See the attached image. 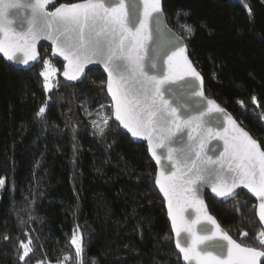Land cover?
<instances>
[{
	"label": "trees",
	"instance_id": "obj_1",
	"mask_svg": "<svg viewBox=\"0 0 264 264\" xmlns=\"http://www.w3.org/2000/svg\"><path fill=\"white\" fill-rule=\"evenodd\" d=\"M163 8L180 36L179 25L195 28L185 42L205 94L264 148V0H163ZM178 10L188 15L177 17ZM38 49L57 67L54 82L59 86L48 93L39 75L42 60L23 69L0 56V178L5 180L0 237L5 232L20 235L18 215L27 221L30 214L36 219L24 227L39 237L38 245L53 262L73 252L68 238L78 224L88 264L92 258L97 264H182L146 145L132 141L113 120L104 136L93 135L90 121L97 119L100 104L110 103L105 85L101 91L103 72L90 67L82 83L66 81L60 76L62 62L50 57V47L40 44ZM49 96L44 118H36ZM205 200L233 238L257 246L252 238L262 226L255 201L245 191L227 202L210 194ZM237 202L238 211L233 207ZM242 231L249 233L247 239ZM40 258L38 251L33 264ZM0 264H18L12 245L2 240ZM64 264H75V259Z\"/></svg>",
	"mask_w": 264,
	"mask_h": 264
},
{
	"label": "snow or ice",
	"instance_id": "obj_2",
	"mask_svg": "<svg viewBox=\"0 0 264 264\" xmlns=\"http://www.w3.org/2000/svg\"><path fill=\"white\" fill-rule=\"evenodd\" d=\"M245 7L251 16L250 6ZM181 15L188 13L178 10L176 16ZM161 26L172 33L170 46L159 45L154 38ZM179 26L184 35L167 28L163 0H0V53L18 65L42 60L39 75L46 93L58 88L59 81L54 82L57 68L37 51L41 39L51 42L54 58L67 62L62 75L70 81L82 83L88 65H103L107 80L101 82V91L106 85L110 103L100 104L97 119L90 121L93 135L104 136L114 118L133 138L147 141L160 166L154 185L166 200L175 248L183 261L264 264V227L252 238L257 246L239 243L221 229L203 199L205 186L225 202L243 186L258 198L254 207L264 225V148L215 100L205 97L203 78L185 43L195 28L186 22ZM193 80L199 85L193 86ZM252 99L256 101L255 96ZM50 100L47 97L39 107L36 118H44ZM84 110L92 115L86 106ZM4 187L0 178V188ZM233 207L238 211L239 202ZM34 219L30 214L27 221L18 215L21 234L5 232L0 240L12 245L18 264H33L38 251L41 258L34 264H53L43 245H38L39 237L24 227ZM240 235L249 237L245 231ZM68 246L73 252L57 258L55 264L72 259L75 264H88L78 224ZM90 264H97L96 259Z\"/></svg>",
	"mask_w": 264,
	"mask_h": 264
},
{
	"label": "water",
	"instance_id": "obj_3",
	"mask_svg": "<svg viewBox=\"0 0 264 264\" xmlns=\"http://www.w3.org/2000/svg\"><path fill=\"white\" fill-rule=\"evenodd\" d=\"M75 2H78V1H75ZM57 3H60V2H58L57 1ZM64 3V2H63ZM72 3H74V2H72ZM165 15V14H164ZM166 19V18H165ZM166 23H167V20H166ZM167 28L168 29H171L172 30V32H174L177 36H180L168 23H167ZM171 35H172V33L171 32H168L167 31V29H164L163 28V26H161V30H160V33H159V36H158V38H156V37H154L156 40H157V44H159V45H162V46H170V39H171ZM151 43V42H150ZM186 43V42H185ZM40 44H44V45H47V46H49L50 47V52H49V54H50V57L52 58V59H56V60H59L60 62H62V69H61V72H60V76H61V78L62 79H64V80H66V81H70V80H68L66 77H63V75H62V73H63V69H64V64H66L67 62L66 61H64L63 60V58L62 57H59V58H54L53 56H52V50H51V42L50 41H48V40H46V39H41L40 41H38L37 42V51L39 52V49H38V47H39V45ZM40 53V52H39ZM0 56H2L5 60H6V62H8V63H10L11 65H13L14 67H17V68H23V69H27V68H30V67H32L33 65H35L36 63H34V64H31V65H18V64H14V63H12V62H10V61H8L7 60V58L6 57H4L3 56V53H0ZM40 56H41V54H40ZM189 56V55H188ZM42 57V56H41ZM189 59L191 60V58L189 57ZM192 61V60H191ZM38 63V62H37ZM192 63H193V61H192ZM193 66L195 67V65L193 64ZM90 67H98L102 72H103V74H104V76H105V82H106V80H107V73L105 72V70H104V68H103V65H100V64H91V65H88L87 67H86V71L90 68ZM196 68V67H195ZM196 70L198 71V69L196 68ZM199 72V71H198ZM200 73V72H199ZM200 75H201V73H200ZM201 77H202V75H201ZM203 78V77H202ZM199 83H200V81H198V80H193V86H196V85H199ZM105 90H106V85H105ZM203 91H204V80H203ZM107 93V92H106ZM204 95H205V97H207L208 99H212V100H214L213 98H210V97H208L206 94H205V91H204ZM107 96H108V98H109V100H110V96L107 94ZM205 103H206V101H205ZM217 103V102H216ZM221 108H223V109H225L226 111H227V113H229V114H231L226 108H224L223 106H221L219 103H217ZM231 116L233 117V119H235L236 120V118H234V116L231 114ZM113 121H114V118H113ZM237 121V120H236ZM116 124H118V126H119V128L123 131V132H126L129 136H130V138H131V140L132 141H134V142H143L145 145H146V148H147V152H148V155H149V157H150V159L152 160V162L154 163V165H155V174H156V172L159 170V165H157L156 164V162H155V160L151 157V155H150V153H149V151H148V147H147V141L146 140H142V139H138V138H133L132 136H131V134L126 130V129H124L123 128V126L122 125H119V122L118 121H114ZM223 123H225L226 124V121H223ZM237 123L240 125V127H242V128H244L238 121H237ZM244 130L245 131H247L245 128H244ZM248 132V131H247ZM250 134V133H249ZM251 135V134H250ZM252 136V135H251ZM253 137V136H252ZM254 138V137H253ZM255 139V138H254ZM257 140V139H256ZM257 142L259 143V141L257 140ZM222 143V142H221ZM260 144V143H259ZM156 187V189H157V191L159 192V194H160V196H161V198H162V200H163V202H164V208H165V211H166V217H167V220H168V222H169V225H170V229H171V219H170V217L167 215V204H166V200H165V198H164V196H163V193L162 192H160L159 191V188H158V186H155ZM241 191H245L254 201H255V206L256 205H258V198H256L252 193H250L246 188H244L243 186H241L239 189H237V194L239 193V192H241ZM203 192H204V195H203V199H204V202H205V204H206V206H207V203H206V200H205V195L206 194H210V196L212 197V198H214V199H217V200H223L222 198H219V197H216L215 196V194H213L212 192H211V188L210 187H208V186H205V188L203 189ZM190 211H192L193 213L195 212V210L194 209H190ZM207 211H208V213L210 214V215H212L211 213H210V211H209V209H208V207H207ZM255 211H256V209H255ZM213 216V215H212ZM256 217H257V220L259 221V218H258V215H257V213H256ZM194 218V217H193ZM217 220V219H216ZM218 222V221H217ZM219 223V222H218ZM259 223L261 224V222L259 221ZM221 226V225H220ZM261 226L262 227H264V225H262L261 224ZM208 227L209 228H213L214 226H212V225H208ZM221 229L222 230H224V231H226L222 226H221ZM171 233H172V237H173V244H174V240H175V236H174V233H173V231H172V229H171ZM229 234V233H228ZM230 235V234H229ZM233 238V237H232ZM233 239H235V238H233ZM236 240V239H235ZM238 242V241H237ZM174 247H175V244H174ZM175 250H176V252L179 254V256H180V259H181V262H182V264H187V262H185V261H183V258H182V254H180L179 253V250L178 249H176L175 248Z\"/></svg>",
	"mask_w": 264,
	"mask_h": 264
},
{
	"label": "rangeland",
	"instance_id": "obj_4",
	"mask_svg": "<svg viewBox=\"0 0 264 264\" xmlns=\"http://www.w3.org/2000/svg\"><path fill=\"white\" fill-rule=\"evenodd\" d=\"M52 64H53V63H52ZM53 66L56 67L54 64H53ZM42 68H43V66H42ZM56 68H57V67H56ZM2 189H3V188H0V193H1ZM53 264H55V262H53Z\"/></svg>",
	"mask_w": 264,
	"mask_h": 264
}]
</instances>
